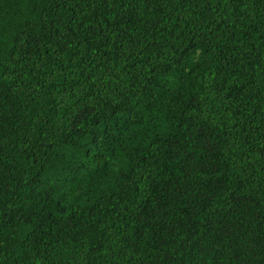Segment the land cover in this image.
<instances>
[{
    "label": "trees",
    "instance_id": "obj_1",
    "mask_svg": "<svg viewBox=\"0 0 264 264\" xmlns=\"http://www.w3.org/2000/svg\"><path fill=\"white\" fill-rule=\"evenodd\" d=\"M0 264H264V0H0Z\"/></svg>",
    "mask_w": 264,
    "mask_h": 264
}]
</instances>
